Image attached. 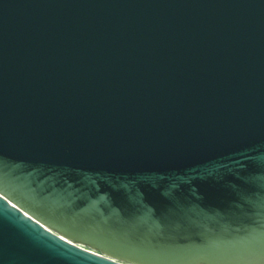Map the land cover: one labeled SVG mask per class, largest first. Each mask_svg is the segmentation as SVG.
Here are the masks:
<instances>
[{"label": "water", "instance_id": "water-1", "mask_svg": "<svg viewBox=\"0 0 264 264\" xmlns=\"http://www.w3.org/2000/svg\"><path fill=\"white\" fill-rule=\"evenodd\" d=\"M0 264H264V0H0Z\"/></svg>", "mask_w": 264, "mask_h": 264}]
</instances>
